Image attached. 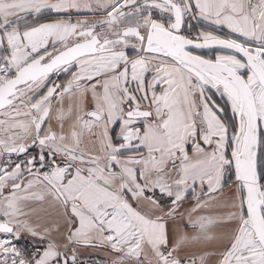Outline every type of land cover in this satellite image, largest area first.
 <instances>
[{
	"label": "snow or ice",
	"instance_id": "1",
	"mask_svg": "<svg viewBox=\"0 0 264 264\" xmlns=\"http://www.w3.org/2000/svg\"><path fill=\"white\" fill-rule=\"evenodd\" d=\"M0 264H264V0H0Z\"/></svg>",
	"mask_w": 264,
	"mask_h": 264
},
{
	"label": "rangeland",
	"instance_id": "2",
	"mask_svg": "<svg viewBox=\"0 0 264 264\" xmlns=\"http://www.w3.org/2000/svg\"><path fill=\"white\" fill-rule=\"evenodd\" d=\"M192 23H193V25H195V24H196V22H195V21H193Z\"/></svg>",
	"mask_w": 264,
	"mask_h": 264
}]
</instances>
